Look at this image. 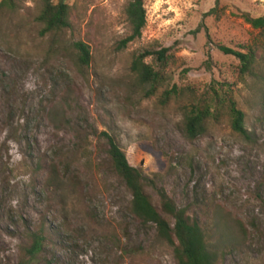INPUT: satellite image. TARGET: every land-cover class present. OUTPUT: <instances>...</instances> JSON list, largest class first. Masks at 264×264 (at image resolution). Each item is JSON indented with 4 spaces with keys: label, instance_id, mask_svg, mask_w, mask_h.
<instances>
[{
    "label": "rangeland",
    "instance_id": "374dc122",
    "mask_svg": "<svg viewBox=\"0 0 264 264\" xmlns=\"http://www.w3.org/2000/svg\"><path fill=\"white\" fill-rule=\"evenodd\" d=\"M59 1L70 27L40 36V0H0V264H20L26 233L44 219L56 241L26 264H177L154 226L130 215L104 134L204 221L217 264H264V51L241 77L217 48L245 51L256 32L241 16H264V0H143L141 38L123 49L128 0ZM76 42L89 48L87 67L75 63ZM144 49H168L165 66L145 60L162 78L152 94L130 70ZM214 94L217 119L189 140L186 108ZM229 99L249 139L231 130Z\"/></svg>",
    "mask_w": 264,
    "mask_h": 264
},
{
    "label": "trees",
    "instance_id": "16d2710c",
    "mask_svg": "<svg viewBox=\"0 0 264 264\" xmlns=\"http://www.w3.org/2000/svg\"><path fill=\"white\" fill-rule=\"evenodd\" d=\"M41 8L36 17L40 24V36L60 33L70 27V8L67 4L53 0H40ZM214 9L206 15L213 14ZM124 17L129 27V35L119 42V49L125 48L141 38L146 23V13L143 0H128L124 8ZM243 21L256 32L252 41L244 47L245 51H236L224 46H217L218 50L225 56H232L238 60L240 76L253 73L264 51V16L250 17L243 14ZM75 63L84 68L89 65V48L82 42L73 44ZM168 49H144L133 56L130 70L135 74L138 82L150 89L152 94L161 83V74L154 70L146 59L154 58L160 66H165ZM177 93L176 87L165 91L163 96L167 100ZM209 102L190 104L186 108L183 119V128L186 137L194 140L205 133L206 123L210 119L216 120L219 115V98L214 94ZM231 130L249 139L244 126V114L233 100L229 99L225 105ZM108 146L107 154L111 159L113 168L118 177L123 181L125 187L131 194L129 205L130 215L139 224L153 225L157 238L173 248L174 259L177 264H217L218 252L211 248L208 242L207 230L204 221L192 215L188 208H177L173 201L167 196L162 188H158L152 180H148L143 173L132 167L125 154L121 151L114 138L104 134ZM70 180V179H69ZM73 181L77 177L72 178ZM152 188L159 201V207H155L146 189ZM28 244L22 248L23 256L20 264H26L27 258H33L43 251L48 244L53 245V231L47 227L46 221L41 220L39 225L26 233ZM48 264H52L48 262Z\"/></svg>",
    "mask_w": 264,
    "mask_h": 264
}]
</instances>
